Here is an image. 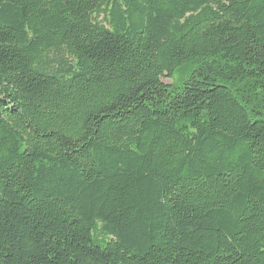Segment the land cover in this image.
Instances as JSON below:
<instances>
[{"label":"trees","instance_id":"obj_1","mask_svg":"<svg viewBox=\"0 0 264 264\" xmlns=\"http://www.w3.org/2000/svg\"><path fill=\"white\" fill-rule=\"evenodd\" d=\"M0 264H264V0H0Z\"/></svg>","mask_w":264,"mask_h":264},{"label":"rangeland","instance_id":"obj_2","mask_svg":"<svg viewBox=\"0 0 264 264\" xmlns=\"http://www.w3.org/2000/svg\"><path fill=\"white\" fill-rule=\"evenodd\" d=\"M184 73H185V72H183L181 75H178L177 78H175V79L178 80L179 78L182 77V75H183ZM163 81H164L165 83L168 84V83L170 82V79H164Z\"/></svg>","mask_w":264,"mask_h":264}]
</instances>
